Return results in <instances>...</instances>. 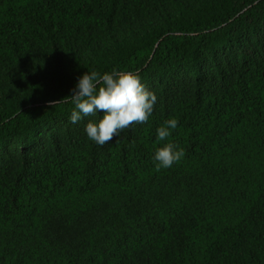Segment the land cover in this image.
Masks as SVG:
<instances>
[{
	"label": "trees",
	"instance_id": "obj_1",
	"mask_svg": "<svg viewBox=\"0 0 264 264\" xmlns=\"http://www.w3.org/2000/svg\"><path fill=\"white\" fill-rule=\"evenodd\" d=\"M113 67L158 99L100 146L61 100ZM0 264H264V0H0Z\"/></svg>",
	"mask_w": 264,
	"mask_h": 264
},
{
	"label": "clouds",
	"instance_id": "obj_2",
	"mask_svg": "<svg viewBox=\"0 0 264 264\" xmlns=\"http://www.w3.org/2000/svg\"><path fill=\"white\" fill-rule=\"evenodd\" d=\"M65 98L61 101L73 105L69 118L72 124L84 117H94L87 121L84 131L89 140L100 146L119 137L133 124L147 123L158 99L142 83L138 72L117 67L104 72L88 70L78 78L72 94ZM50 103L54 106L57 102ZM178 127L179 121L173 117L156 129L153 161L158 170L171 168L185 155L169 139Z\"/></svg>",
	"mask_w": 264,
	"mask_h": 264
}]
</instances>
